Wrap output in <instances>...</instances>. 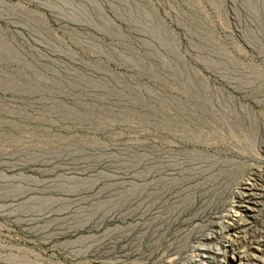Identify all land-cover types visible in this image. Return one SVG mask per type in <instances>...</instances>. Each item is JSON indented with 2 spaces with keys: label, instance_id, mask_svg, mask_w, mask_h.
<instances>
[{
  "label": "rangeland",
  "instance_id": "1",
  "mask_svg": "<svg viewBox=\"0 0 264 264\" xmlns=\"http://www.w3.org/2000/svg\"><path fill=\"white\" fill-rule=\"evenodd\" d=\"M95 1L0 0V264H264V0Z\"/></svg>",
  "mask_w": 264,
  "mask_h": 264
},
{
  "label": "bare ground",
  "instance_id": "2",
  "mask_svg": "<svg viewBox=\"0 0 264 264\" xmlns=\"http://www.w3.org/2000/svg\"><path fill=\"white\" fill-rule=\"evenodd\" d=\"M91 1V3L92 4H94V6H95V8L96 9H98L99 11H100V13L104 16L105 15V11H104V9L95 1V0H90ZM70 6H72V4H70ZM108 17V16H107ZM106 22H108V21H106ZM108 24H110V23H108ZM246 196H250V194H249V192H247L246 191ZM246 208H248V209H250V207L249 206H246ZM202 247H197V248H195L194 250H195V258H193L192 259V261L194 262V261H196V259H198L199 257H201L203 254H202V249H201ZM192 253H193V251H192ZM193 255V254H192ZM207 256V255H206ZM199 259H201V258H199ZM198 259V260H199ZM196 263V262H195ZM202 263H205V262H202ZM200 264V263H199Z\"/></svg>",
  "mask_w": 264,
  "mask_h": 264
}]
</instances>
